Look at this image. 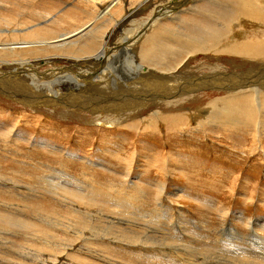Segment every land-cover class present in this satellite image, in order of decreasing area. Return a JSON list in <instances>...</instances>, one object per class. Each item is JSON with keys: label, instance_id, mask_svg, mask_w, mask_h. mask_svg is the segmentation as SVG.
I'll return each mask as SVG.
<instances>
[{"label": "rangeland", "instance_id": "obj_1", "mask_svg": "<svg viewBox=\"0 0 264 264\" xmlns=\"http://www.w3.org/2000/svg\"><path fill=\"white\" fill-rule=\"evenodd\" d=\"M139 1L141 4L143 0ZM184 1L154 0L138 8L132 0L129 9L121 3L112 9L116 16L125 17L127 9L135 13L118 26L114 25L116 22L111 24L110 17H99L104 10L102 3L110 4L112 0H0V43L50 42L92 22L96 30L91 32L99 42L96 48L93 46L94 55L99 54L100 44L110 39L111 44H120L112 53L132 52L140 44L132 47L131 38L126 39L155 17L159 8L162 14L163 10H170L171 14L159 20V27L165 29L149 33L156 36L155 42L171 46L191 38L202 46L220 45L223 41L210 38L222 37L227 42L236 39L242 46L244 42L247 45L248 36L253 42L264 40L263 23L229 14L236 7L230 4L232 0L181 3ZM34 34L38 38L27 36ZM106 39L108 42H104ZM51 45L9 60L25 58L41 72L68 73L77 69L72 57L61 50L53 51ZM110 45L105 48L108 52ZM210 53L207 55H215ZM52 55L60 58L45 62ZM227 55L207 58L201 54L189 62L191 71L203 64L220 65L229 74L264 68L259 61L245 66L243 58ZM182 59L176 64L181 65ZM1 62L0 77L8 71V66ZM166 62L177 68L175 60ZM166 75L159 72L155 77ZM65 85L64 94L72 96ZM209 88L203 91L200 104H188L180 112L169 113L170 119L163 114V123L146 121L147 130L140 133L132 125L141 122L143 116L122 126L104 127L91 122L98 114L77 110L82 115H69L66 112L70 109L46 106L35 107L38 111H34L35 108L19 103L9 94L5 96L2 88L0 217L13 219L21 229L0 226V264L253 263L254 258L243 255L239 249H259L264 253V137L260 135L261 145L254 150V136L247 130L209 126L208 119L216 116L205 114V110L209 112V105L232 93ZM81 94L87 100L83 90ZM150 113H145L144 118ZM221 118L219 122L224 127L231 126ZM66 248L68 252H63ZM59 252L63 254L58 255Z\"/></svg>", "mask_w": 264, "mask_h": 264}, {"label": "bare ground", "instance_id": "obj_2", "mask_svg": "<svg viewBox=\"0 0 264 264\" xmlns=\"http://www.w3.org/2000/svg\"><path fill=\"white\" fill-rule=\"evenodd\" d=\"M133 1L139 8L140 6L146 4L148 1L150 3L151 1L154 0H143L141 1L142 2L141 4L139 0H133ZM193 1L201 2L199 0H185L184 2L181 3L189 4L192 3ZM129 2H132V0H112L110 4L108 2H104L102 3L103 5L101 8L104 10H102V12L99 14V17L102 19L106 17H110L111 24L116 22L114 23V25L119 24L118 26H120L122 25V23H124L126 19L129 18L128 16L134 15L135 13V11L134 12L131 11L132 9L130 10L131 12H129L128 9L132 7V5H128ZM121 3H124V5L126 4V6H128L127 9L128 15L126 14L125 17L116 16L112 12V9H114L116 6H120ZM230 4H234L236 6L232 8L233 10L229 13L231 14L232 17L234 18L242 17L245 19L248 18L251 21L253 20L254 22H258L259 24L260 23L264 24V7H263L264 3L262 4L259 0H232ZM152 6L154 7L155 5ZM193 6L195 5L191 4V7ZM160 10L161 9L159 8V11L155 15V17L146 21L145 24L143 25L141 24L142 26L138 28L139 30L138 32L136 31L137 33H135V35H133L132 37H128L126 39L129 40L131 38V42H132L131 44H133L131 45L132 47L135 45L138 46L140 44L139 45L140 48L139 47L135 49L133 48L134 50H132V52L112 53L111 50L113 48L119 47L120 44L118 43L111 44L110 43L111 39L109 40V42L108 39H106L104 40V42H108V43L100 44L101 47L97 49V52H99V54L94 55L92 53V49H94V47L96 48L99 42L95 33L91 31L96 30L95 29L96 25H94V23L87 24L88 22L83 24L82 26H79L74 31L67 33L66 35H61L59 37L54 38V40L50 42H45V41L42 42L41 40V42L39 41L38 42L34 41V43L18 42L14 44L10 43V45H4L0 43L1 46L0 61H2L1 63L8 66L6 67V69L8 70L7 74L2 75V77H0V85H2V87H0V90L3 88L5 96L9 94V96L12 99L15 98L19 103H22L23 105L26 104L32 108L46 106L47 108L53 107L63 110L66 109V111L70 109L71 110V111L69 110L70 112H66V114L69 115L80 113L77 112V110L81 111L82 113H87L89 115L98 114L94 116L91 122L94 125L95 124L104 125V127L122 126L128 120H132L133 118L135 119V117L142 118L143 116L141 122H134L132 125L134 130L139 132L140 130H144V131L147 130L145 127L146 121L149 124L152 123L157 124V121L158 122L165 121L162 120L163 114H165L166 118L169 116L171 117L169 113H173L174 111L180 112L182 108L184 106H187L188 104H193V103L200 104L202 102L201 99H202L203 91H205L206 88L211 87L209 89H212V87H214V89H216L217 91L224 90V91H231L232 93H230V95L226 97L219 99L218 101L214 100L215 102H213L208 107L209 112L207 111V109L206 110L204 109L206 111L205 114L216 116L215 119H218V121L212 118L208 119L207 124H209V126L211 127L219 126L220 128H229V129L241 128L242 130L245 131L247 130V132H250L249 134H253L254 150H257L258 145H261V139L259 138L260 135L264 137L262 135V129L264 128V124H263L264 68L261 66V63L262 65L264 64L263 63L264 40H260L257 43L255 41L254 42L250 41L251 38L250 36H248L246 38L247 45L244 42L243 43L244 45L242 46L238 43L236 39L227 42L225 41L227 40V38H222V37L210 38L213 41H215V39L217 41L219 40L223 41L220 43V45L208 44L202 46L201 43H197L191 38H187V41L183 40L179 44L173 43L171 46L167 45L166 43L162 44V42H155L154 39L156 36L149 35V33L154 31L155 29L158 30V28L165 29L164 28L165 26L159 27V25L161 24L159 20L160 18L163 17H169L167 15L171 14L169 13L170 10L166 11L165 13L163 10V14L161 13ZM209 16L210 15H206V18H208ZM234 18L231 21H233ZM167 30L168 32L171 31L173 33H176L175 29L169 30V28H167ZM108 31L109 30H107V32ZM27 36L29 37L34 36L35 38H38L36 34L27 35ZM102 41L103 40L101 39V42ZM50 44H52L50 47L53 49V51L56 52L58 50H61L63 53H66L67 55L72 57V59L75 61L72 62V64L75 65L77 69L71 70L72 72H68V73L67 71L64 70H53V71L49 70L48 72L47 71L41 72L39 70L40 68L37 69V67L34 64H32V61L28 62L27 60L26 62L25 58L20 60L18 59L16 61L9 60L21 56H29L30 53H34V49ZM109 45L111 49L108 52L107 49L105 48ZM208 52L214 53L215 55H207ZM201 54L202 55L204 54L205 55L204 57L207 58L209 57L212 58L222 54L238 56L240 58H243L244 60L243 63L245 64V66L246 65L252 66V64L255 63L253 61H259V64L263 69L262 71L260 70V71L246 72L247 71L246 70V71H242L243 73L235 72L229 74L228 72H225L224 68L220 65L208 64L211 67H207L205 66V64H203L194 68L191 71L189 62L192 61V59L194 58L200 57ZM52 56L46 57L45 62L53 61L50 60L49 58L51 59L60 58L55 55L53 57ZM160 57H166V59L165 60L159 59ZM182 57H184V59H182V64L177 65L176 63H178L179 59ZM168 59L175 60L174 66L177 65L176 69H174V67L170 65L169 63L170 61L165 63V61ZM86 65H88L89 68L85 67ZM82 67H85L87 69H82ZM206 70H209L210 73L208 72L209 73L208 75L207 74L203 75V72ZM171 71H174V73L169 74V76H167L166 73ZM177 71L178 74H176ZM159 72L164 73L166 75L165 78L158 76L155 77V74ZM231 74H235V75H231ZM190 75L192 78L188 77ZM239 77L241 79H239ZM151 78L154 79L151 81ZM228 78H230V80L232 81H230ZM239 81H241L240 84H238ZM65 84L68 85V89L71 91L69 92L71 93L72 96H67V94L66 95L64 94V91H67L65 90L67 89V87H63L66 86ZM220 86H222L223 89H221ZM55 88H58L60 90H55ZM81 90H83V94L86 95L87 100L84 97L82 98ZM75 91L77 92L75 93ZM205 94L206 93H204V96ZM212 94H213V90H212ZM150 97L152 99H150ZM56 100H59V104L58 102H56ZM152 108L155 109L152 110ZM87 110L90 112H88ZM34 111H38V110L35 108ZM145 113H150L147 119L144 118ZM86 116L87 115H85L84 117ZM221 117H223L226 120L225 122H229L231 126L224 127V123L219 122L220 119L222 120ZM19 127L20 125L16 127V129H18ZM186 127L188 128L187 125ZM162 171L165 172L166 169L163 167ZM163 186L161 187V193H163ZM80 193L79 194L76 193V194L80 195ZM73 202H75L74 204H76V201ZM74 206L76 207V205ZM4 225L6 226L8 225L15 229L16 228L21 229V225H19V223L15 222L13 219L11 218L1 219L0 217V226H4ZM23 230L26 229L24 228ZM67 249L68 248H66L63 252L65 251L68 252ZM239 251L243 252L242 253L243 255L249 256V258L251 257L254 258L255 263L254 261H252L253 263L251 264H260V262L264 264V253L259 252V249L258 251L252 249L247 252L240 248ZM63 252H59L58 255L59 254L62 255ZM53 258L57 259V256Z\"/></svg>", "mask_w": 264, "mask_h": 264}, {"label": "crops", "instance_id": "obj_3", "mask_svg": "<svg viewBox=\"0 0 264 264\" xmlns=\"http://www.w3.org/2000/svg\"><path fill=\"white\" fill-rule=\"evenodd\" d=\"M108 1H110V0H108ZM91 23H92V22H91ZM91 23L88 22L87 24H91Z\"/></svg>", "mask_w": 264, "mask_h": 264}]
</instances>
